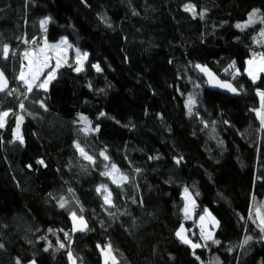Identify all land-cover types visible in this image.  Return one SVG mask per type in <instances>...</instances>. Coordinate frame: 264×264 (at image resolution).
<instances>
[{
    "label": "trees",
    "instance_id": "trees-1",
    "mask_svg": "<svg viewBox=\"0 0 264 264\" xmlns=\"http://www.w3.org/2000/svg\"><path fill=\"white\" fill-rule=\"evenodd\" d=\"M41 32L87 56L78 66L67 53L47 90L0 96V112L11 110L0 127V264H103L106 247V264H264L249 215L253 199L264 210V73H245L248 57H264V0H0L9 84L19 47ZM196 65L238 95L211 90ZM206 209L218 225L202 241ZM73 214L84 229L72 230ZM193 224L195 248L176 236Z\"/></svg>",
    "mask_w": 264,
    "mask_h": 264
},
{
    "label": "rangeland",
    "instance_id": "rangeland-1",
    "mask_svg": "<svg viewBox=\"0 0 264 264\" xmlns=\"http://www.w3.org/2000/svg\"><path fill=\"white\" fill-rule=\"evenodd\" d=\"M253 12H255V11H253ZM41 26H42V24H41ZM44 26H45V24L42 26V31H43ZM63 41H66L67 43L64 44V43H62ZM55 45H59V47L58 48H52L53 53H54L53 64H52V67H51V70H50L52 76H54L55 70L59 66L65 64V62H66L65 55L67 53H72L74 61L77 62L78 66H81L82 61L85 59V56L83 54L86 53V52L83 53V52L77 50L76 48H74L66 40V38H64V37L60 38L55 43ZM58 60H59V65L57 63ZM96 66L98 67V65H96ZM45 79H49L48 73L44 77L43 81ZM39 88H43V87H39ZM13 93H11V95H14ZM0 105H1V102H0ZM193 107H194V103H193L192 99H189L188 100V108H189V110L192 111ZM10 111L11 110H6V111H3V112H0V116H2V114L5 113V112L8 113L7 116H2L3 125H5L7 123V119L9 118V115L11 114ZM17 136H19V134H17ZM17 136H16V140L20 141V139H18ZM108 175L112 178L113 182H115V183H120V182H122L124 180L123 176H121L113 168H111L108 171ZM99 189L103 191L105 198L106 197L109 198L108 190L105 187H100ZM186 194L187 193L185 191L183 193V198L184 199H185V195ZM109 200H110V198H109ZM188 207L189 206H187V208ZM262 212L264 213V210L261 207V205L256 201V199H253L252 203H251V206H250L249 215H250L251 221L256 223L259 226L260 229L264 228V226L261 224V219H262L261 215H263ZM201 217H203V220L201 219ZM71 220H72V230L73 231L82 230V229H84L86 227V222H85V220L83 218H82L83 223H81V218L77 217V216H75V219H74L73 215H71ZM195 225H196V228L198 230L199 237L203 241V240H206V237H208L209 235H211V238L213 237L214 232L216 230V227L218 225V222H217L216 217L209 210L206 209V210H204L203 212H201L199 214V216L197 217V221H196ZM193 229H194V224L191 226V228H187V226L181 225L177 229V232H181V235L183 236V238L185 240L190 241V243H187V244H189L191 247H192L193 244L199 245V242H195L189 236L190 230L193 231ZM178 238L181 241H183L180 237H178ZM102 258H103V264H106L110 260V252H109V249L107 247L102 250ZM68 263L69 264H76L74 258L71 255L68 256ZM29 264H35V263L34 262H30Z\"/></svg>",
    "mask_w": 264,
    "mask_h": 264
},
{
    "label": "snow or ice",
    "instance_id": "snow-or-ice-1",
    "mask_svg": "<svg viewBox=\"0 0 264 264\" xmlns=\"http://www.w3.org/2000/svg\"><path fill=\"white\" fill-rule=\"evenodd\" d=\"M185 10H186V11H187V10H192L193 13L195 14V10H194V8H193L191 5H186V6H185ZM200 15H201V17H203L204 13L202 12V13H200ZM253 15H255V12H253L252 14H250V17H249V21H250V22H251V18H252ZM47 22H48L47 20L42 21V22H41L42 26H43L44 24H46ZM237 27H240V25H237ZM62 43L66 44L67 42H66V41H63ZM51 47H52V48H58L59 45H52ZM8 51H9V49H8V45H4V47H3V52H4V54H5V58L7 57ZM28 55H29V53H25V56H26V57H27ZM42 55H43V59H41V56H42ZM83 55L86 57V56H87V53H84ZM49 58H50V57H48L46 54H44V49H40V50H39V53H38L37 56H36V60L34 61V63L38 64L39 67H37L36 70H35L34 72L30 73V75H31V80H29V79L26 78L25 73H24L23 71L20 73V75H19V79H20L21 81H23V83H24L25 85H27V87H28V91H32L33 83H34L36 80H38V79L40 78V74H41V72H42V68H43V67H47V61H48ZM57 63H58V65H59V60L57 61ZM248 63H249V65L251 66L254 62H253V61H249ZM196 67H197V68H200L201 71H204V72H207V71H208L206 68L201 67L200 65H196ZM76 70L79 71L80 69L77 68ZM97 70H99V68H97ZM257 72H264V57H261V64L259 65L258 68L255 69V71H253V69H252L251 67H250L249 70H248V74H249V76L252 78L253 82H255V80L257 79V74H256ZM209 75H210V74H209ZM48 76H49V79H45V80L43 81V83L39 84V87H43V88H45V90H47V84L50 82V79L54 78V77L52 76L51 72L48 73ZM0 81H3V83L0 84V91H3V90H4V87H6V83H7L6 80H4L3 72H0ZM217 83L219 84V82H217ZM220 86H221V87H226V88H228V89H229L230 91H232V92H236V89L233 88V87L231 86V84H222V85H220ZM258 94H259L262 98H264V92H259ZM21 107H23V105H21ZM7 115H8V113H6V112L2 114V116H7ZM102 115H103V114H102ZM2 116H0V127L3 126ZM81 119H82V120H86L85 117H81ZM262 123H264V118H262ZM18 130H19V124L17 125V132H18ZM97 130H98V129H97ZM17 138L21 140V143L23 142V140H22L21 137L17 136ZM77 147H79V146L77 145ZM81 151H82V150H81ZM102 155H103V154H102ZM87 158H88L89 160L92 159L91 157H87ZM105 158L107 159V157H105ZM40 163H43V161H40ZM177 163H179V161H177ZM113 168H115V165H113ZM98 191H99V189H98ZM185 191L187 192V189H185ZM105 203H110V200H109L108 197L105 198ZM60 207L63 208V207H64V203H61V204H60ZM73 218L75 219V214H73ZM201 219L203 220V217H201ZM81 223H83L82 218H81ZM261 224H264V218L261 219ZM261 231L264 232V228H261ZM65 235H67V234H65ZM176 235H177L178 237H180V238L183 240V242H185V243H190V241H187V240H185V239L183 238V236L181 235V232H177ZM206 239H211V235H209L208 237H206ZM249 239H251V237L246 238L245 241H244V243L247 244ZM213 242H214V243H218V241H213ZM199 246H200V245H196V244H193V245H192L193 248H195V247H199ZM0 247H2V245H0ZM61 247H63L62 244H61ZM46 250H47V249H46ZM17 264H19V261H17Z\"/></svg>",
    "mask_w": 264,
    "mask_h": 264
},
{
    "label": "built area",
    "instance_id": "built-area-1",
    "mask_svg": "<svg viewBox=\"0 0 264 264\" xmlns=\"http://www.w3.org/2000/svg\"><path fill=\"white\" fill-rule=\"evenodd\" d=\"M40 49H44V54H46L50 58L47 61V67L42 68L40 78L33 83L32 91L34 89L39 88V84L43 82L44 77L47 75V73L50 72L54 59L52 47L44 32H41L39 35L31 37L25 43V45L19 47L17 51L19 57L18 72L16 74L14 83L12 85L10 84L9 90L6 92L5 96L12 97L13 95H11V93L14 92V94H17L16 98H19L21 96L27 98L28 95L32 92L28 91L27 85H25L23 81L19 79V75L23 71L25 73L26 78L31 80L30 73L34 72L36 68L39 67V65L34 63V61L36 60V56L39 53ZM25 53H29V55L26 57ZM257 55L262 56L263 54L260 52ZM41 59H43V55L41 56ZM197 211L198 208L193 207L192 210L187 213L193 218L194 214Z\"/></svg>",
    "mask_w": 264,
    "mask_h": 264
},
{
    "label": "water",
    "instance_id": "water-1",
    "mask_svg": "<svg viewBox=\"0 0 264 264\" xmlns=\"http://www.w3.org/2000/svg\"><path fill=\"white\" fill-rule=\"evenodd\" d=\"M201 67H204L206 68L208 71L207 72H204V71H201L200 68H197V72L199 74V76L204 80V82L206 83V85L213 91L215 92H218V93H221V94H224V95H227V96H230V97H235L238 95V91L237 89L230 83V82H225V81H222L220 80L212 71H210L206 66H201ZM0 72H3L0 68ZM210 74V75H209ZM3 75H4V80H6V87H4V90L3 91H0V96H3L5 94V92L8 90L9 88V79L7 78L6 74L3 72ZM219 82V84L217 83ZM3 81H0V84H2ZM222 84H231V86L233 88L236 89V92H232L230 91L228 88L226 87H221L220 85Z\"/></svg>",
    "mask_w": 264,
    "mask_h": 264
},
{
    "label": "crops",
    "instance_id": "crops-1",
    "mask_svg": "<svg viewBox=\"0 0 264 264\" xmlns=\"http://www.w3.org/2000/svg\"><path fill=\"white\" fill-rule=\"evenodd\" d=\"M261 57L262 56H258L257 54H255L254 56L253 55H251L250 57H248L246 60H245V73H246V75L248 76V78L251 80V81H253L252 80V78L249 76V74H248V70H249V68L251 67L252 69H253V71H255V69L256 68H258L259 67V65L261 64ZM249 61H253L254 63L250 66L249 65ZM264 72H257L256 74H257V79L255 80V81H257L258 80V78L260 77V75L261 74H263ZM260 92H264V90L263 91H260ZM258 98H259V102H260V111H259V113L257 114L258 115V117L261 119V122H262V118H264V98H262L259 94H258ZM262 127H263V129H264V123H262ZM262 214L263 215H261V218H264V213L262 212ZM254 223V222H253ZM258 228H259V226L256 224V223H254ZM263 226H264V224H262Z\"/></svg>",
    "mask_w": 264,
    "mask_h": 264
}]
</instances>
